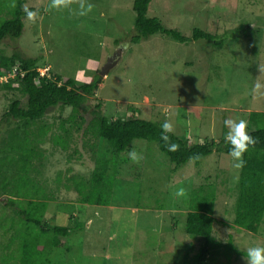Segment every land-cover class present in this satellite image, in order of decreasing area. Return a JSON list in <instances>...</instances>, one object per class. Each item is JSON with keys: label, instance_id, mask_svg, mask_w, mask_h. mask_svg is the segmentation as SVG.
<instances>
[{"label": "rangeland", "instance_id": "1", "mask_svg": "<svg viewBox=\"0 0 264 264\" xmlns=\"http://www.w3.org/2000/svg\"><path fill=\"white\" fill-rule=\"evenodd\" d=\"M17 1L0 0V21L10 18ZM132 4L23 0L24 9H31L23 33L18 39L5 38L0 51L37 58L46 75L72 78L81 85L94 79L123 43L119 63L86 102L87 121L100 103L112 118L132 114L165 121L190 142L226 140L225 120L242 119L247 133L254 130L249 113L264 112V0L152 1L149 16L183 34L197 27L217 33L225 42L221 48L204 40L180 43L159 33L132 42ZM241 26L248 27L245 34L236 31ZM15 98H21L18 92L0 89V137L7 129L2 114ZM71 109L52 107L36 123L47 124L44 155L28 159L30 170L18 171L14 183L18 189L19 182L30 183L22 187V196L49 200L48 224L72 229L65 247L52 249L49 264H194L203 240L189 235L185 225L192 199L202 197V189L216 193L213 236L222 243L210 249L208 264H248V249L264 247V219L257 233L234 224L241 166L236 167L239 162L230 154L214 151L199 162L191 159L176 167L157 142L137 138L115 156L101 139L75 129L67 120ZM14 138L22 142L20 135ZM9 159L19 161L12 152L0 153V171ZM98 159L108 163L107 204L83 203L73 180L91 186ZM12 168L9 177L17 171ZM10 212L0 204V232L5 234L0 239L5 244L21 220L11 221ZM15 250L0 249V264H20L22 254ZM34 256L35 263L48 262L45 254Z\"/></svg>", "mask_w": 264, "mask_h": 264}, {"label": "trees", "instance_id": "2", "mask_svg": "<svg viewBox=\"0 0 264 264\" xmlns=\"http://www.w3.org/2000/svg\"><path fill=\"white\" fill-rule=\"evenodd\" d=\"M152 1L132 0L135 13L132 42L138 43L143 38L159 33L180 43L204 40L214 47L224 46L223 37L207 29L197 27L191 34H183L176 28L166 27L158 17L148 15ZM29 12L31 9H24L23 0H18L10 12V18L0 21V43L7 37L18 39L22 35L25 27L24 18ZM248 27L241 26L236 31L245 34ZM14 67L21 68L24 74H17L8 82L0 81V89L14 90L20 94L21 98L13 99L2 115V121L7 122V129L6 135L1 136L0 139V153L5 151L8 156L9 152H12L14 158L19 161L16 162L17 165L10 159L3 163V169L0 171V204L2 208L12 211L9 213L11 221L14 222V218L18 217L22 221L20 220L18 229L10 228L8 243L5 244L0 239V249H16L15 254H22L20 255L22 260L19 259L20 264H49L52 249L65 247L66 237L72 231L70 227L51 225L45 221L48 199L40 195L25 197L20 194V191L29 186L28 181L19 182V189L14 186L22 174L21 171L27 173L30 170L27 167V160L37 158L36 146L47 134L48 128L44 123L35 125L45 118L52 107L70 106L71 114L67 120L71 121L75 129L82 131L83 136L101 139L115 156L125 152L131 142L137 138L157 142L159 148L167 154L176 167L191 159L199 162L214 151L227 154L230 152L231 145L226 140L190 142L171 130L165 131L163 129L165 121H152L132 114L126 117L121 115L115 118L109 117L103 112V105L100 103L91 110L92 116L87 121L84 116L87 110L86 102L90 97L95 96L100 84L104 81L99 71L91 81L77 85L72 78L41 75L37 58L24 57L18 52L8 55L0 51V78ZM22 98H25V102ZM249 121L254 125V130L248 134L253 137L255 143L249 145L242 156L234 224L244 230L257 233L264 219V112L251 111ZM19 135L22 142L16 143L14 137ZM9 140H12L15 145H12ZM40 151L41 158L44 150L41 148ZM13 166L17 171L13 172L14 176L9 177L12 172L9 167ZM107 166L105 159L96 161L91 186L74 178L75 189L83 203L107 204L104 197L109 190ZM202 193V197L197 198L195 195L192 199L185 225L189 235L203 240V245L195 256L194 264H208L210 249L218 248L222 244L213 236L216 193L212 189H202ZM3 235L5 237L4 233L1 236ZM46 249H48L47 254L44 252ZM229 249L234 248L229 246ZM37 253L45 254V261L48 262L35 263L34 255L37 258ZM240 254L244 255V253ZM245 255L247 256V253Z\"/></svg>", "mask_w": 264, "mask_h": 264}, {"label": "clouds", "instance_id": "3", "mask_svg": "<svg viewBox=\"0 0 264 264\" xmlns=\"http://www.w3.org/2000/svg\"><path fill=\"white\" fill-rule=\"evenodd\" d=\"M225 126L228 127L229 132L226 136V141L231 145L229 154L235 161L239 163L236 167L242 166V156L247 151L248 146L255 143L253 137L246 132V122L239 120H225ZM165 131H170L171 126L168 123L163 125ZM135 158V157H133ZM248 264H264V247H251L247 251Z\"/></svg>", "mask_w": 264, "mask_h": 264}, {"label": "water", "instance_id": "4", "mask_svg": "<svg viewBox=\"0 0 264 264\" xmlns=\"http://www.w3.org/2000/svg\"><path fill=\"white\" fill-rule=\"evenodd\" d=\"M125 48L126 45L120 43L118 47L113 51V53L108 56L106 62L99 72L102 77H106L109 72L119 63Z\"/></svg>", "mask_w": 264, "mask_h": 264}, {"label": "built area", "instance_id": "5", "mask_svg": "<svg viewBox=\"0 0 264 264\" xmlns=\"http://www.w3.org/2000/svg\"><path fill=\"white\" fill-rule=\"evenodd\" d=\"M40 71V70H39ZM46 71H40V74L41 75H46V73H45ZM17 74H21V75H23L24 74V72H23V70L20 68H18V67H14L10 72H7L6 74H4L1 78H0V81L1 82H8L9 81V79H13V78H15L16 76H17Z\"/></svg>", "mask_w": 264, "mask_h": 264}, {"label": "crops", "instance_id": "6", "mask_svg": "<svg viewBox=\"0 0 264 264\" xmlns=\"http://www.w3.org/2000/svg\"><path fill=\"white\" fill-rule=\"evenodd\" d=\"M2 115H3V114H2ZM47 134H48V133H47ZM47 134H46V135H47ZM46 135H44V137L42 138V140L39 141L40 143H38V145L36 146V151H37V155H36V156H37V158L40 157V152H41L40 150H41V148L44 150V148L41 147V142L45 139ZM0 139H1V137H0ZM18 158H19V157H18ZM37 158H36V159H37ZM51 255H52V251H51ZM51 255H50V259H51V261H52Z\"/></svg>", "mask_w": 264, "mask_h": 264}]
</instances>
